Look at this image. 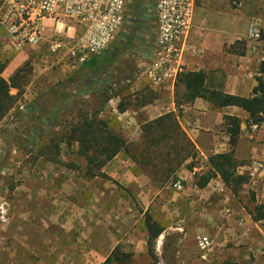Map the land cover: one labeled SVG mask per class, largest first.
<instances>
[{
    "label": "rangeland",
    "instance_id": "374dc122",
    "mask_svg": "<svg viewBox=\"0 0 264 264\" xmlns=\"http://www.w3.org/2000/svg\"><path fill=\"white\" fill-rule=\"evenodd\" d=\"M154 2L129 3L124 30L96 73L67 60L68 67L58 72L64 80H57L44 95L29 100L20 92L14 95L12 108L0 121V264H11V257L27 264H36V260L39 264H104L114 249H119L120 258L121 253L128 254L123 264L205 263L194 242L195 235L201 233L197 215L204 209L210 212L215 204L203 203L193 187L199 174L193 167L205 160L196 147L194 156L176 169L175 178L161 184L123 150L100 169L91 166L105 176H89L85 153L96 157L97 152L92 154V145L80 147L76 140L84 118L88 120L97 112L96 117L107 121L109 128L128 144L141 143L143 123L158 116V107L150 113V106H144L166 107L171 96L174 99L176 76L184 70L182 57L193 26V40L208 46L221 44L225 53H245L252 17L250 3L202 0L198 4L194 0V6L202 7L198 24L193 22V7L180 41L183 54L175 64L179 69L169 80L170 84L174 81L172 90L164 92L162 83L157 88L145 74L151 64L149 47L157 36ZM260 4L253 6L257 12L262 8ZM260 29L262 40L264 28ZM4 38L0 34V41ZM63 55L52 54L49 58L62 59V65ZM31 72L27 65L20 66L11 84L23 90ZM105 77L115 84L126 78L140 82L135 87H131L133 83L123 84L112 92H102L110 84L97 80ZM181 170L195 173L186 172L188 176L181 174L180 179ZM176 179L182 181V190L172 187ZM236 195L246 206H253L246 185ZM146 212L163 228L151 246L147 244Z\"/></svg>",
    "mask_w": 264,
    "mask_h": 264
},
{
    "label": "crops",
    "instance_id": "0c3cea01",
    "mask_svg": "<svg viewBox=\"0 0 264 264\" xmlns=\"http://www.w3.org/2000/svg\"><path fill=\"white\" fill-rule=\"evenodd\" d=\"M195 1L200 4L202 0ZM214 1L207 0V3H213ZM244 1L250 3L251 18H256L260 26L264 28V0ZM259 2L261 4L258 6L262 8L257 12V7L253 6H256L255 3ZM200 8L202 7L194 6L193 22L196 24H198ZM195 27L193 26L190 30L191 37L196 29ZM0 34H3L1 30ZM191 37L186 43L182 57L183 69L203 70L206 75V84L210 88H218L227 93L248 96L256 83L255 75L259 74V63L264 60V38L260 41V45L256 50L251 49L252 41L249 40L245 53L237 54L225 53L221 44L214 43L212 46H208L198 40H193L194 37ZM112 48L111 45L104 50L102 56L106 55V52ZM49 56L44 44L36 48L25 47L19 50H11L6 47L5 38L1 40L0 59L4 57L6 61V67L2 74L4 78L9 81L10 77L16 75L22 65H27L29 70L32 69L28 80L22 86L24 89L19 90L17 86H12L10 87V94L15 95L20 92L21 96L29 100L44 95L57 80H64L58 72L63 66L68 67L67 59H65L64 64L59 65L62 59H50ZM105 79H98L97 81L101 84L102 82L110 84L109 86L115 84L110 83V79L106 77ZM169 80L171 78L162 82L161 89L164 92L165 90L169 92L170 88L172 90L174 81L172 79L170 84ZM120 81L121 79L116 82L118 87L122 85ZM139 82V79L136 81L132 79L130 82L133 83L131 87L138 86ZM114 88L112 89L114 90ZM157 88L159 87L157 86ZM147 106H150L147 110L150 113L153 108L158 107V112H156L158 115L175 110L172 96L166 107L159 104H154V106L148 104L144 108H147ZM160 108H166V111L159 110ZM225 114L237 115L242 120L239 137L234 147V158L238 161L237 173L244 174L247 177V182L242 186L246 185L250 190L253 206L249 207L246 206L248 204H243L236 193H232L225 185L219 175L211 178L203 188H199L194 184L195 192H199L198 194H200L203 203L207 201H209L207 203H211L212 201L215 204L210 208V212H205L204 209L197 215V229L201 233L210 235L214 241L206 258H202L210 262L206 263L204 261L205 263H203L264 264V218L253 220L249 212L252 210L254 214V206L260 203L264 204V123L256 125L253 131V125H248L246 122L248 115L244 110L236 106L218 108L202 98H196L182 106L180 123L187 136L194 143L198 153L205 159L204 164L193 167L199 171L196 176L197 179L201 173L208 169L207 161L210 155L228 152L231 149L228 143L229 135L223 121V115ZM186 172L195 173V171L181 170L178 173L180 177H178L181 179V174L184 175V178L187 177ZM6 257L8 256L6 255ZM12 258H10L11 264H27L24 260L18 262ZM36 264H39V260H36Z\"/></svg>",
    "mask_w": 264,
    "mask_h": 264
},
{
    "label": "trees",
    "instance_id": "16d2710c",
    "mask_svg": "<svg viewBox=\"0 0 264 264\" xmlns=\"http://www.w3.org/2000/svg\"><path fill=\"white\" fill-rule=\"evenodd\" d=\"M112 54L111 49L102 56H90L81 65L86 66L89 71L96 73L100 68L99 63L104 64ZM100 61V62H98ZM6 67V61L0 59V121L6 116L12 108L15 101L14 95L10 94L11 81L4 78L3 71ZM258 75L255 77L256 83L248 96L236 95L224 92L218 88H210L206 84V75L203 70H183L177 73L174 91L175 110L167 111L153 118L146 120L142 125L143 141L135 145L128 144L118 133L109 128L107 121L96 117L97 112H93L90 119H85L79 126V135L77 141L85 144L86 147L92 145L93 153L97 152L96 157L85 153L87 160V174L89 176L102 175L96 173L95 169H100L104 164L110 161L118 152L123 150L146 174L154 181L165 183L173 175L176 169L187 160L193 157L196 148L194 143L187 136L181 126L180 117L183 105L192 102L196 98H202L213 106L221 108L226 106H236L244 110L248 117V125H260L264 123V60L259 63ZM12 76L10 79H13ZM111 86H108L105 92H112ZM108 98L105 97V101ZM122 112L123 110H118ZM223 121L229 135L228 143L230 151L215 153L208 157V169L199 175L194 184L203 188L211 178L219 175L225 185L237 193L241 186L247 182L244 174L237 173L238 161L234 158V147L237 143L240 125L242 120L237 115L225 114ZM142 146V147H141ZM164 147L161 150L160 147ZM138 151V153H136ZM99 172V171H98ZM253 220L264 218V204L254 206V214L249 211ZM145 224L147 229V244L151 246L153 241L161 234L163 228L146 212ZM119 249H114L106 258L104 264L116 261L123 264L128 254L121 253L122 258L118 257ZM111 264V263H110Z\"/></svg>",
    "mask_w": 264,
    "mask_h": 264
},
{
    "label": "built area",
    "instance_id": "2783aa9c",
    "mask_svg": "<svg viewBox=\"0 0 264 264\" xmlns=\"http://www.w3.org/2000/svg\"><path fill=\"white\" fill-rule=\"evenodd\" d=\"M132 0H0V30L8 49L36 48L44 44L49 55L64 53L62 58L73 65L84 63L90 56L108 49L124 30ZM194 0H155L152 5L157 20V36L150 44L151 64L147 77L160 84L175 75L183 49L180 41L192 16ZM247 37L251 49L261 41V29L256 18L248 23ZM174 72V73H173ZM130 78L121 79L128 84ZM119 84V83H118ZM111 84V87H116ZM21 108V107H20ZM256 124H253V131ZM176 190L183 183H172ZM195 247L205 259L213 246V238L197 233Z\"/></svg>",
    "mask_w": 264,
    "mask_h": 264
}]
</instances>
